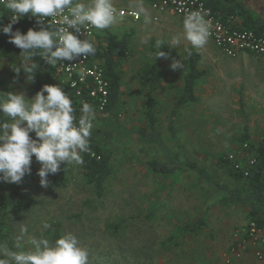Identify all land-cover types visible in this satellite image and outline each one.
<instances>
[{"label":"rangeland","instance_id":"obj_1","mask_svg":"<svg viewBox=\"0 0 264 264\" xmlns=\"http://www.w3.org/2000/svg\"><path fill=\"white\" fill-rule=\"evenodd\" d=\"M146 1L143 4L149 9ZM255 1L257 13L264 19V0ZM113 2L128 9L133 0ZM148 11L150 22L142 14L138 21L118 18L100 33L99 44L105 46L110 38L119 40L133 32L130 55L118 70L124 108L115 123L94 121L93 130L108 132L110 126L115 131L110 137L97 139V145L112 155V175L103 197L86 183L83 164L67 165L65 181L55 183L54 175H49V186L41 187L37 175L40 164L33 156L29 179L16 197L17 206L0 205V233L12 239V244L5 243L9 248L22 225H27L30 235L54 241L55 228L51 227L57 224L60 235L71 231L79 237L89 251V264L259 262L248 247L238 251L239 256L233 252L238 231L249 219L231 204L220 203L237 184L219 160L240 153L248 143L241 140L245 132L253 144L264 140V56L242 53L232 58L210 39L197 49L202 55L200 69L208 75L196 86L198 101L178 115L175 138H171L170 115L183 89L188 71L186 51L191 45L183 38L180 17L162 15V21L155 22L153 12ZM173 37L180 38V46L167 45ZM157 41L163 42L160 47L166 49L168 59L160 62L162 81L154 94L162 145L151 146L138 133L148 126L141 76L153 62L151 47H157ZM173 59H182L183 68L172 70ZM20 60L12 63L0 56V92L23 93L30 99L36 93L34 83L25 82L23 71L19 77L13 71ZM175 156L180 169L173 175L158 176L148 166L153 158L169 161ZM14 185L0 182V202L14 191ZM198 219L206 222L199 234H178L179 226ZM45 223L50 228L45 229ZM110 225H118L119 233L114 234Z\"/></svg>","mask_w":264,"mask_h":264},{"label":"clouds","instance_id":"obj_2","mask_svg":"<svg viewBox=\"0 0 264 264\" xmlns=\"http://www.w3.org/2000/svg\"><path fill=\"white\" fill-rule=\"evenodd\" d=\"M0 5L11 13L10 22L0 24V33L21 49L20 63L13 71L16 77L23 71L27 84L34 83L39 68L33 56L39 55L50 66L95 56L97 49L88 29H108L120 17L113 0H0ZM130 7L146 22L151 21L143 0H133ZM28 15L36 19L39 30L14 31L13 25ZM206 15L192 10L183 18V38L194 49L208 43L210 23ZM49 17L58 18V23L50 24L46 21ZM82 29L86 30L84 39L74 34ZM162 43L157 41V47ZM167 45L180 46V38L173 37ZM161 48L154 54L155 60L168 59ZM170 68H183V60L173 59ZM79 113L77 117L72 99L59 85L44 84L30 99L23 93L0 92V182L21 183L26 174H31L33 156L40 164L37 175L43 188L49 186L48 176L59 172L61 164H83L82 154L91 150L97 113L88 102H82ZM43 227L48 229L50 225L45 223ZM0 264H89V251L71 231L51 241L43 235H30L27 225H22L13 248L0 243Z\"/></svg>","mask_w":264,"mask_h":264},{"label":"trees","instance_id":"obj_3","mask_svg":"<svg viewBox=\"0 0 264 264\" xmlns=\"http://www.w3.org/2000/svg\"><path fill=\"white\" fill-rule=\"evenodd\" d=\"M207 6L216 13V15L223 21L228 22L234 20L241 30L253 31L261 37H264V19L257 15L256 12L249 9L244 0H202ZM10 22L8 13L3 10L0 13V24L7 25ZM240 23V24H239ZM13 30H20L21 33H26V24L24 21L20 25H13ZM133 32L125 34L121 39L114 40L110 38L107 44L98 46L96 55L93 56L96 60L102 63L105 70L106 78L110 84V99L103 114L98 113V101L91 98L85 92L83 96H77L74 89L62 84L57 73V64L48 65L39 55L32 57L33 62L37 63L39 68L35 74L34 88L37 92L44 84L59 85L70 96L73 101V107L76 109V115L79 116V109L82 102H88L93 105L97 118L95 120L101 124L107 122L115 123L118 120L120 112L124 108V103L121 101L120 87L121 80L118 75L119 68L127 61L131 48V38ZM100 39V36H98ZM153 53V62L142 72L143 86L146 90V118L148 122L147 128L139 130V135L145 144L151 146H161L163 133L158 130V119L156 117V110L154 104V94L158 91L162 76L160 73V62L162 58L154 59V54L159 51L155 45L151 47ZM191 55H188V51ZM161 51L166 52L163 48ZM21 49L14 44L8 42V36L0 33V56L1 58L12 63L18 62L21 57ZM202 55L199 50L189 47L186 51V61L188 63V71L184 77L183 89L177 98L174 109L170 115V137L175 138V123L180 112L189 104L196 103L198 96L196 95L197 84L208 75L207 71L200 69V61ZM5 92H11L6 90ZM108 132L101 129L92 130L90 137V152L83 153V166L85 169V181L92 186L98 197H103L105 186L108 179L112 175V155L105 153L99 145L97 139L110 137L115 131L108 126ZM243 142H248L250 149L247 156H254L257 158V164L250 170L248 177L241 171H236L230 163L221 158L219 160L221 166L227 170L229 176L237 184V188L229 191L228 194L220 199L221 204L242 205L249 208V222L256 221L262 223L264 219V140L258 144H253L247 132L243 135ZM242 150L240 151V153ZM148 166L155 174L161 176H170L175 174L180 169V163L175 156L169 161H161L156 158L148 162ZM32 171V169H31ZM69 171L68 166L61 164V170L53 176L55 183L65 181ZM30 174H26L21 183L14 185V191L4 198L0 205L6 208L17 206V196L20 194L22 185L27 183ZM206 223L203 219H198L195 222L184 223L178 227V234H197L202 231ZM109 229L114 234L119 233L118 225H110ZM55 228V229H54ZM54 240L60 235V226L54 225ZM0 243L12 244V239L7 233H0ZM10 248H13L10 246Z\"/></svg>","mask_w":264,"mask_h":264},{"label":"built area","instance_id":"obj_4","mask_svg":"<svg viewBox=\"0 0 264 264\" xmlns=\"http://www.w3.org/2000/svg\"><path fill=\"white\" fill-rule=\"evenodd\" d=\"M151 8L157 14L153 17L155 22L160 21L159 15L171 14L178 16L183 21L185 14L192 10H201L207 13L206 19L210 23L209 39L214 45L225 55L235 58L242 53L255 54L264 56V37L259 36L253 31L241 30L234 20L223 22L215 12H213L207 4L202 0H148ZM117 8V7H116ZM122 19H131L138 21L140 14L133 10L117 8ZM6 10L0 5V13ZM7 11V10H6ZM8 17L11 18V13ZM22 21L26 24L27 31L31 28L39 30L40 26L36 24V19L31 15L21 18L15 25H20ZM50 24L55 25L57 20L46 18ZM43 26H47L45 23ZM74 32V30H72ZM96 49L99 46L101 30L89 28ZM79 38H86V30L82 29L81 33H75ZM57 73L62 79V84L74 89L77 96H83L85 92L91 98L98 101V113L103 114L110 99V84L105 75L102 63L93 56L87 58L80 57L74 61L64 60L57 64ZM94 128V127H93ZM93 130V129H92ZM250 149L248 143L243 144L242 152H233L229 154L226 160L236 170L249 176L250 170L257 164V158L247 156ZM247 247L254 249L256 259L264 264V219L262 223L250 221L245 227L238 231V240L235 244L233 252L238 255V251L245 250ZM229 262V261H228Z\"/></svg>","mask_w":264,"mask_h":264},{"label":"crops","instance_id":"obj_5","mask_svg":"<svg viewBox=\"0 0 264 264\" xmlns=\"http://www.w3.org/2000/svg\"><path fill=\"white\" fill-rule=\"evenodd\" d=\"M148 4H149V2H148V0L146 1ZM244 2H245V4H246V6L249 8V9H251V10H253L254 12H256L257 13V10H258V7L256 6V1L255 0H244ZM148 7H149V9H150V11H152L153 12V17L157 14L155 11H153L152 10V8H151V6H150V4L148 5ZM117 8H124V9H126V7L125 6H123L122 5V3H121V5H118L117 6ZM149 9H147V11L149 10ZM128 10H133L134 11V9L132 8V7H130V8H128ZM149 12V11H148ZM162 15H164V16H171V17H178V16H173V15H171V14H161V15H159V17H160V21H162ZM257 15H259V16H261L262 17V15L260 14V13H257ZM179 18V17H178ZM180 19V18H179ZM262 19H263V17H262ZM131 20V19H130ZM180 21L182 22V20L180 19ZM240 24V23H239ZM158 176H161V175H158ZM161 177H165V176H161ZM232 207H235L236 209H239L240 210V213L242 214V217L244 216V219H247L248 218V214H249V208L248 207H245V206H242V205H232ZM249 219V218H248ZM248 222H249V220H248ZM247 222V223H248ZM206 223V222H205ZM247 223H244L245 225L247 224ZM206 228V225H205V227H204V229ZM203 229V230H204ZM201 231H199V233H200ZM199 233H197V234H199ZM247 249H249V250H251V251H253L254 249L252 248V247H248ZM253 253H254V251H253ZM248 254V253H247ZM246 255V254H245ZM244 259L246 260V261H248V257H244ZM252 263L253 264H260L259 262H257V261H255L254 259H252Z\"/></svg>","mask_w":264,"mask_h":264}]
</instances>
